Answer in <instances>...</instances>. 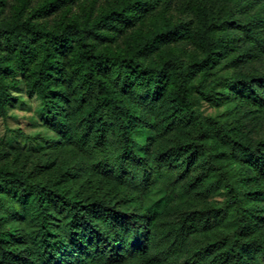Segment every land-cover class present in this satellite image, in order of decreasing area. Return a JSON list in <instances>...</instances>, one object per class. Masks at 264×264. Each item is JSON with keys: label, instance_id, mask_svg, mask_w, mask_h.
Instances as JSON below:
<instances>
[{"label": "trees", "instance_id": "16d2710c", "mask_svg": "<svg viewBox=\"0 0 264 264\" xmlns=\"http://www.w3.org/2000/svg\"><path fill=\"white\" fill-rule=\"evenodd\" d=\"M74 1L49 0L38 13L49 15ZM226 1L216 22L199 12L193 34L202 56L189 64L172 54L143 62L160 43L190 34L183 24L153 29L122 54L97 51L91 43L101 29L113 26L106 16L90 26L69 21L57 30L0 25V45L7 46L17 68L31 67L32 91L50 126L79 154V170L115 184L110 195L74 191L62 184V176L41 182L0 169V264H264V140H246L236 123L193 106L197 94L215 105L241 102L264 118V72L206 79L232 52L236 37L242 56H264V0ZM151 8L144 3L116 16L126 26ZM76 48L69 67L60 66L59 54L69 56ZM5 69L0 55V73ZM5 95L0 83V102ZM183 122L190 125V136L182 145L187 158L201 157L200 179L220 176L224 156L238 166L239 187L226 184L230 199L225 204L186 211L179 224L162 225L156 211L147 215L140 209L131 188H149L170 172L165 151L153 152L152 143ZM212 138H219L224 150ZM230 205L231 229L208 234ZM7 214L15 225L3 229ZM17 243L30 253L20 255Z\"/></svg>", "mask_w": 264, "mask_h": 264}, {"label": "rangeland", "instance_id": "374dc122", "mask_svg": "<svg viewBox=\"0 0 264 264\" xmlns=\"http://www.w3.org/2000/svg\"><path fill=\"white\" fill-rule=\"evenodd\" d=\"M48 1L0 0V25L28 23L57 30L69 21L90 26L106 16L113 19V26L101 29L100 36L91 43L95 50L112 54L127 52L141 36L156 28L183 24L191 29L190 34L182 38L160 43L156 49L143 56L145 64L157 63L168 54L175 55L185 64L200 58L202 51L193 34L198 26L199 12H203L209 22H216L222 15L223 6L228 4L226 0H75L49 15L38 13L39 7ZM144 3H151L153 8L132 20L131 24L122 26L116 15L128 13L131 7ZM229 3L233 6L232 1ZM235 17H240V13L235 12ZM233 31L230 30L231 33ZM242 45L236 37L232 52L225 57L227 60H222L215 69L208 72L206 79L209 81L215 75L239 72H264V56H242ZM7 49L3 43L0 45V55L6 63V69L0 73V83L6 91L0 102V169L29 174L31 178L41 182H50L62 176V184L71 186L74 191L96 190L99 194L107 192L110 195L115 189L114 181L101 175L95 176L96 174L87 170H79V154L50 126L47 110L40 103L37 93L32 91L31 67L25 71L17 68ZM76 51L77 48L69 56L59 54V65L64 62L68 68ZM230 57L234 59L228 60ZM217 89L221 90L223 87L219 86ZM193 106L203 115L212 116L227 124L236 123L246 140H264V118L257 116L241 102L228 101L215 105L194 94ZM156 117L157 114L153 115L152 120ZM189 136L190 125L186 122L163 135H156L152 151L164 150L162 158L170 165L171 170L168 174L159 175L149 188H131L141 202L140 209L147 215L156 211L162 225L179 224L181 215L186 211L225 204L230 199L226 184L233 188L239 187L236 178L238 166L224 156L220 157L223 165L220 176L200 179L201 157L195 154L187 158L189 151L182 145ZM209 141L216 142V147L224 150L225 145L219 138ZM228 207L208 234L231 229L232 205ZM0 214L4 213L0 211ZM7 216L9 222L1 225L3 229L15 225L14 217H9V214ZM260 232L264 234V226ZM17 249L20 255L30 253L24 243L18 244ZM185 250L186 248L181 252V258Z\"/></svg>", "mask_w": 264, "mask_h": 264}]
</instances>
